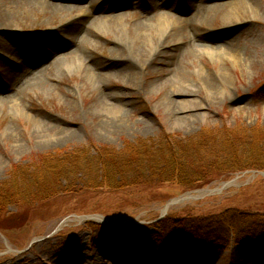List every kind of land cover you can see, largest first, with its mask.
Segmentation results:
<instances>
[{"label": "rangeland", "instance_id": "1", "mask_svg": "<svg viewBox=\"0 0 264 264\" xmlns=\"http://www.w3.org/2000/svg\"><path fill=\"white\" fill-rule=\"evenodd\" d=\"M40 1L47 6L0 0V189L13 167L21 166L16 179L23 180L44 157L82 145L123 152L168 134L195 145L224 128L264 127V0H207L223 6L197 18L193 0ZM153 3L160 9L150 10ZM49 5L75 8L54 14ZM100 15L177 19L175 44L152 55L137 27L123 28L116 19L108 25ZM77 33L87 35V45L72 42ZM116 40L126 42L125 54L112 52ZM118 56L135 67L114 69L126 65ZM79 58L106 66L105 76L76 71ZM187 65L194 77L184 70L189 85L177 84L175 67ZM207 78L216 91L204 84ZM166 208L162 220L170 224L206 218L215 226L218 216L236 214L230 229L217 225L221 241L205 237L211 233L174 240L160 224ZM263 231L264 170L249 168L192 189L172 182L103 187L7 205L0 214V264H264V239L243 237Z\"/></svg>", "mask_w": 264, "mask_h": 264}, {"label": "trees", "instance_id": "2", "mask_svg": "<svg viewBox=\"0 0 264 264\" xmlns=\"http://www.w3.org/2000/svg\"><path fill=\"white\" fill-rule=\"evenodd\" d=\"M210 135L212 141L204 137L202 144L199 141L190 145L168 134L158 140H142L129 145L123 152L104 146L82 145L67 154L44 157L40 160L41 166L25 175L23 180L16 179L22 171L21 166H15L11 181L5 189H0V214L7 205L21 207L74 191L103 187L121 190L165 182L192 189L230 172L249 168L264 170V127L249 131L224 128ZM210 153L214 154V161L210 160ZM235 214L218 216L217 225L220 224L224 231L230 229ZM183 219L170 224L171 220L166 218L160 224L170 230L174 240L183 236L200 239V236L211 233L205 237L221 241L222 237L215 234L219 231L217 225H206V218ZM177 222L180 223L178 226ZM247 234L243 237L264 239V231L256 238Z\"/></svg>", "mask_w": 264, "mask_h": 264}, {"label": "bare ground", "instance_id": "3", "mask_svg": "<svg viewBox=\"0 0 264 264\" xmlns=\"http://www.w3.org/2000/svg\"><path fill=\"white\" fill-rule=\"evenodd\" d=\"M31 2H35L36 4L38 5H43V6H47V2L45 1H40V0H30ZM75 1V0H74ZM207 1V0H193L192 1V6L196 5V13H195V17H201V16H208L207 13L210 12L211 10H213L214 8L217 9H221L222 8V4L220 5H211V4H205L204 2ZM243 1H237L235 2L236 5H239V3H242ZM244 3H242L243 5ZM48 8L54 13L56 14L57 11L59 10H63V9H66L68 8L69 11L72 10L73 8H75V6H69V7H65V6H60V5H55V6H48ZM114 8V7H113ZM67 9V10H68ZM83 8L81 7V10ZM160 9V5L158 3H153L152 6L150 7V10H153V11H156V10H159ZM219 9V10H220ZM84 13L88 14V11L86 10H82ZM252 12H255L254 10H251ZM149 12V11H147ZM98 18H103L104 19V22L102 23H107L108 25H111V23L113 22L114 19L116 20H120L122 23H125L122 24V27L125 28V27H129L130 29L132 28H136L137 27V37L138 38H141V40L144 42V43H148L149 44V50L150 52L152 53V55H155V54H159V53H164V51L162 50L163 48H165L166 46H171L170 45V42H172L173 44H175V41H170L172 40L173 36H174V31H176L177 27H176V24L178 22L177 19H170L164 15H161V17L157 18L156 20H154L153 18H147L146 21H134L133 19H130L127 15H118L116 17H110L109 15H100ZM151 22V23H150ZM153 22V24H152ZM179 22H183L182 20L179 21ZM134 25V26H133ZM94 33H96V31H94ZM148 33L150 34H153V35H156V38L155 40L153 41L150 36L148 35ZM87 38V35L86 34H74L71 39H72V42L76 43L77 45H87V44H84L85 43V40ZM112 52L113 53H117V54H125L124 53V49L126 47V42H122L121 40H116V41H112ZM124 48V49H122ZM191 49V48H190ZM68 55H66L67 57ZM139 56H144L143 54H139ZM119 59H121V61H125L126 62V65H118V64H113L112 66H114V69L117 68V70L119 72H123L124 70L127 69L128 66H133L135 67V65L131 62V59L129 57H126V56H121V57H117ZM61 58L59 57L58 60H60ZM149 62H151L149 60ZM128 65V66H127ZM188 67V68H187ZM187 67H183V66H179V67H175V72L178 73L176 75V77L173 79V81L177 82V84H180V85H189L186 83L187 81V77L188 76H191L192 78L194 77L193 75H195V73H193V71L191 72V67L190 65H187ZM105 67H101V66H98V67H95L91 64H87V63H84L82 60H78L77 63L74 64V69L76 71H88L96 80L104 77V73H103V69H105ZM189 69V75L186 76L182 71H186ZM200 74V73H199ZM99 76V77H98ZM208 79L210 78H207L205 83L206 86L209 88V90H214L216 91V84L215 83H211V82H208ZM183 83V84H182ZM87 84V82H86ZM100 92L102 93L103 97H106V96H109L110 94L109 93H103L101 91V88H100ZM104 100H106L104 98ZM110 102V101H109ZM105 103V102H104ZM111 103H108L107 104V107L108 108H111L112 106L110 105ZM113 104V103H112ZM106 130L109 131L111 129L114 128L113 125H106L105 126ZM186 198H195V195H191L190 197H186ZM142 262H147V260L144 259V261ZM139 264V263H137Z\"/></svg>", "mask_w": 264, "mask_h": 264}]
</instances>
